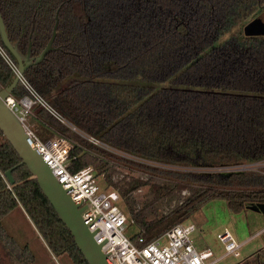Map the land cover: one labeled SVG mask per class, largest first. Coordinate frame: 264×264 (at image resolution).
Returning <instances> with one entry per match:
<instances>
[{"label":"trees","instance_id":"16d2710c","mask_svg":"<svg viewBox=\"0 0 264 264\" xmlns=\"http://www.w3.org/2000/svg\"><path fill=\"white\" fill-rule=\"evenodd\" d=\"M0 10L9 38L24 56L31 46L33 60L58 17L55 48L24 75L80 130L156 163L95 144L39 103L33 106L29 118L51 135L60 131L74 140L72 170L92 164L119 191L139 228L135 242L154 239L213 198L236 211L264 202V165L238 169L264 163V33L246 30L264 12V0H0ZM0 43L17 61L1 35ZM14 77L0 53V83L7 86ZM25 92L18 81L12 94ZM21 160L0 129V237L10 254L20 264L35 258L1 222L22 207L53 253L89 264ZM114 161L148 176L113 181ZM216 167L229 169H193ZM10 168L13 181L6 175ZM143 185L151 197L137 210L132 195ZM185 188L190 194L179 205L147 217L158 201ZM253 257L264 264L263 249Z\"/></svg>","mask_w":264,"mask_h":264},{"label":"built area","instance_id":"2783aa9c","mask_svg":"<svg viewBox=\"0 0 264 264\" xmlns=\"http://www.w3.org/2000/svg\"><path fill=\"white\" fill-rule=\"evenodd\" d=\"M0 53L9 63L15 75H18L26 92L17 97L10 93L5 102L22 122L35 148L50 165L56 180L67 189L74 202L82 208L81 215L89 229L94 232V238L102 244L107 254L109 264H213L211 257L214 252L210 248L196 247L191 233L196 230L195 223L179 222L150 241L143 236L135 242L125 234L127 214L118 201L122 199L119 191L108 184L104 173L99 174L92 164H87L78 170L70 168V152L74 140L60 131H55L48 139H41L31 128L29 117L33 106L39 103L53 116L72 129L80 132L88 140L100 146L112 149L98 138L80 130L62 113H60L33 86L30 80L21 73L18 62L15 61L0 43ZM4 86L0 83V90ZM103 179L102 187L98 181ZM113 179V178H112ZM116 181V180H114ZM225 251L234 255L240 254L241 243L230 230L218 233Z\"/></svg>","mask_w":264,"mask_h":264},{"label":"rangeland","instance_id":"374dc122","mask_svg":"<svg viewBox=\"0 0 264 264\" xmlns=\"http://www.w3.org/2000/svg\"><path fill=\"white\" fill-rule=\"evenodd\" d=\"M250 33H264V18L262 21L254 22L247 29ZM29 123L33 131L43 140L51 137V129L39 126L36 121L29 118ZM51 135V136H49ZM117 154L125 157H131L136 160H142L128 153H124L115 149H111ZM147 163L156 164L147 160H142ZM115 171L113 173V181L121 180L124 177L140 176L146 177L148 173L142 172L137 168L121 164L114 161ZM159 165V164H158ZM162 165V164H161ZM264 163L258 161L249 165L239 166L238 169L256 170L263 166ZM168 167L169 165H164ZM170 167V166H169ZM177 168V167H176ZM182 168V167H181ZM187 169H190L187 167ZM195 170H222L226 171L229 168L216 167L208 168H193ZM236 169V168H234ZM102 187L105 186L103 179H98ZM113 186V185H112ZM190 194L188 189H183L179 195L166 196L155 205L154 211L148 214V218L162 216L174 207L179 205L186 196ZM133 200L135 209H140L150 199L149 185H143L133 192ZM120 207L127 214V225L125 234L132 237L139 230L138 226L132 221L127 205L123 199L118 201ZM1 222L8 236L13 238L18 244L28 245L34 254V260L28 264H74L70 257L66 254L56 255L48 247L42 235L29 218L22 207H16L5 215ZM185 223H195L197 228L191 233L196 247L199 249L210 248L214 252L211 257L215 260L213 264H240L242 261L255 263L254 253L258 250H264V212L246 208L240 211L229 208L227 202L223 198H213L208 200L199 209L194 211ZM226 229L234 235L235 239L242 245L239 249L240 254L234 255L227 253L223 242L218 238V233L224 232ZM0 264H20L12 254H10L7 241L0 237Z\"/></svg>","mask_w":264,"mask_h":264},{"label":"water","instance_id":"95a60500","mask_svg":"<svg viewBox=\"0 0 264 264\" xmlns=\"http://www.w3.org/2000/svg\"><path fill=\"white\" fill-rule=\"evenodd\" d=\"M263 18L264 12L258 16V21H262ZM57 25L58 17L56 18L53 33L47 45L33 60L30 57L31 46H29L28 54L24 56L20 52L18 45L13 43L9 38L6 24L0 10V35L4 44L17 58L18 68L21 73H24L30 64L44 59L46 54L55 48L54 40L57 33ZM18 81V75H15L13 81L0 90V129L21 156L22 160L20 163H25L30 171L37 176L40 187L54 206L59 217L70 229L76 244L83 252L89 264H109L106 258L107 254L102 249V244L96 241L94 232L89 229L82 218V208L79 206V203L74 202L68 194L67 189L56 180L50 165L35 148L22 122L5 102V98L12 93ZM6 175L11 181L14 180L12 168L6 172ZM248 208L264 212V202L251 204Z\"/></svg>","mask_w":264,"mask_h":264}]
</instances>
